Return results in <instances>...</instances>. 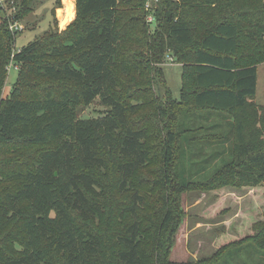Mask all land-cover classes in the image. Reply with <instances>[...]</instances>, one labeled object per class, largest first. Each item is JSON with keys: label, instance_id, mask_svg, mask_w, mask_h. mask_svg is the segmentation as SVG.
<instances>
[{"label": "trees", "instance_id": "obj_1", "mask_svg": "<svg viewBox=\"0 0 264 264\" xmlns=\"http://www.w3.org/2000/svg\"><path fill=\"white\" fill-rule=\"evenodd\" d=\"M15 1L0 6V264H172L182 193L264 188V106L254 103L264 0H162L152 23L145 0H75L65 31H48L14 53L10 24L25 20L38 0ZM168 56L182 65L179 100L167 88L164 100L153 90ZM10 65L18 77L2 98ZM98 100L103 115L82 117ZM215 115L220 120L209 123ZM152 121L165 132L159 171L149 169ZM215 131L221 150L203 159L206 133ZM215 160L208 180L190 181ZM187 161L196 171L188 173ZM111 165L117 194L130 193V203L117 214L122 229L111 232L107 252ZM142 172L145 185L157 179L155 194L135 183ZM250 228L195 264H219L241 250L257 256L246 264L264 263V221Z\"/></svg>", "mask_w": 264, "mask_h": 264}, {"label": "rangeland", "instance_id": "obj_2", "mask_svg": "<svg viewBox=\"0 0 264 264\" xmlns=\"http://www.w3.org/2000/svg\"><path fill=\"white\" fill-rule=\"evenodd\" d=\"M63 1L64 0H60L62 7H64ZM8 2V5L6 4L7 7L5 5L7 9L9 5H13L16 1L9 0ZM2 7L4 8V6ZM54 10L55 0H38L34 12L30 13L25 20L17 19L19 22L16 24L22 29L15 31L18 34L15 46L13 47L14 53L21 51L29 44L40 39L48 31H52L55 28L60 32L65 31L70 24L63 29L60 27V20L58 19V13L61 15L63 9L60 8L55 10V14ZM170 58L171 57L168 56L164 63L158 66L156 65L163 70V80H159V86L156 89L153 88V90L155 93L161 94L164 100V90L167 88V90H171L172 97L179 100L182 85V65L170 60ZM15 67L14 65H10L7 68L8 76L5 79V84L1 91L2 98H7L9 96L11 89L17 81L18 69ZM254 103L258 106H264V63L258 65V84ZM104 111L105 108L99 104L98 100L88 108H85L81 112V116L84 118H96L103 115ZM146 111L148 114H151L150 109L146 108ZM219 118L218 115H215L209 123L216 122ZM253 120L254 119L250 120V125H254ZM200 124H203V122H197L196 126L200 127ZM148 126L149 137L147 145L151 151H155L154 155L156 157V159L152 161L149 169L159 171L160 165L157 157L159 158L158 153L160 151L157 148L159 140H161L165 132L156 122L154 123V121L148 123ZM206 134L209 136L207 140L210 141L211 145L206 146L204 155H202L203 159L207 158L212 151L221 150L220 145L217 144L219 143L221 132H207ZM159 136L160 138H158ZM203 137L205 136L201 138ZM224 148H230V145H226ZM199 160L200 159H197V161ZM197 161L193 159L194 163ZM185 164L189 170L193 163L187 161ZM219 165L220 161H210L208 168L206 167V169L200 171L198 175L191 177L190 181L202 182L208 180ZM200 168L201 166L197 167V170ZM193 171H196V168L190 169L188 173ZM110 173H112V175ZM208 173L209 175H207ZM106 174V177L111 178L110 181L106 182L111 185L112 191L110 195L115 199L114 205L112 207L108 206L105 210V214L110 216L109 222L112 226L108 233V237H106L107 240L105 241L108 248L107 252H110L113 250L112 246H114V244H112L113 238L111 237V232L113 230L121 232L122 226L119 224L124 220V218L118 219L117 214L121 212L120 215H124V209L130 203V193H126L122 196L117 194L118 178L116 177L114 165L109 166ZM99 177L102 176L99 175ZM148 178L150 177L142 172L140 178L135 179V183L143 193L149 190L155 194L157 189L153 183L157 179H151L154 180L153 182L149 181L152 185L143 184L142 182L149 180ZM148 202L149 204L154 203L151 199H148ZM181 208L184 212V218L178 229L175 245L171 251L169 261L172 264H188L189 262L195 264L197 260L211 257L216 253L219 245L234 240V236L243 237L251 233L250 226L254 222L264 221V188L241 190L226 188L218 191H210L209 188L193 187L181 194ZM223 210H226V213L219 215ZM247 218H251L249 223L247 222ZM105 220L106 219L103 218L100 223H95V225H101ZM224 221H226V223ZM246 222L249 227L245 229L246 231L240 232L239 225H243ZM224 228L228 229V235L220 236L216 246V238ZM252 248L255 250V247L252 246ZM254 255L253 250L251 254L245 251L242 253L241 250L238 254L225 258L219 264H246L251 260L250 257L252 260L257 259V256ZM104 257L109 258L106 254ZM58 262L60 263L61 259H58ZM260 264L264 263L261 262Z\"/></svg>", "mask_w": 264, "mask_h": 264}, {"label": "built area", "instance_id": "obj_3", "mask_svg": "<svg viewBox=\"0 0 264 264\" xmlns=\"http://www.w3.org/2000/svg\"><path fill=\"white\" fill-rule=\"evenodd\" d=\"M161 1L162 0H145L144 9L149 14L148 17H147V22L148 23L154 22L155 18H154V14L153 13L158 8V6L160 5ZM5 2H6V0H0V6L1 7L2 6L5 7V5H6ZM20 29H22V28L20 26H18L16 23H11L10 24V30L12 32L19 31ZM170 60H173V59L170 58ZM15 68L18 69L17 67H15Z\"/></svg>", "mask_w": 264, "mask_h": 264}, {"label": "bare ground", "instance_id": "obj_4", "mask_svg": "<svg viewBox=\"0 0 264 264\" xmlns=\"http://www.w3.org/2000/svg\"><path fill=\"white\" fill-rule=\"evenodd\" d=\"M64 13L59 14L60 27L66 28L73 20L75 14V5L70 0H64Z\"/></svg>", "mask_w": 264, "mask_h": 264}, {"label": "crops", "instance_id": "obj_5", "mask_svg": "<svg viewBox=\"0 0 264 264\" xmlns=\"http://www.w3.org/2000/svg\"><path fill=\"white\" fill-rule=\"evenodd\" d=\"M70 1L75 5V0H74V2H73V0H70ZM61 9H63V10H62V14H63V13L65 12V11H64V7H62ZM75 18H76V5H75V14H74V18H73L72 22L75 20ZM58 19H59V13H58ZM72 22H71V23H72ZM71 23H70V24H71ZM224 222L226 223V221H224Z\"/></svg>", "mask_w": 264, "mask_h": 264}]
</instances>
